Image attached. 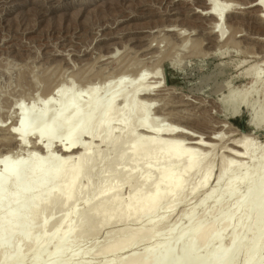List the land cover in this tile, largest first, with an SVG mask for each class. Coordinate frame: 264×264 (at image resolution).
<instances>
[{"label": "bare ground", "instance_id": "bare-ground-1", "mask_svg": "<svg viewBox=\"0 0 264 264\" xmlns=\"http://www.w3.org/2000/svg\"><path fill=\"white\" fill-rule=\"evenodd\" d=\"M228 2L206 0L207 8L204 7L202 13L214 18L215 21L211 20L210 26L213 25L212 32L218 39L225 36L223 24L225 18L234 9L232 3ZM250 5L260 7L257 16L264 24V0H255ZM127 72L125 73L129 74L128 76L133 74V71ZM143 72L140 71L136 73L138 75L133 76L138 78L131 88L129 77H124L126 74H121L123 78L119 77L120 80L119 78L118 81L116 80L114 87L110 86L113 82L106 87V79L102 81L98 77L99 82L104 83L103 86L106 88L103 89L100 84L92 87L89 85L88 88L85 86L83 97L71 90V84L66 85L68 93L62 91L64 87L61 81L62 86L59 88L58 85L55 86V90L53 88V91L40 101L41 106L34 108L33 115H26L24 110L21 112L17 121L18 126L14 125L17 128L12 127L15 131L13 134L19 131L18 140L24 147L28 135L34 137L36 135L38 140L35 142L38 141L37 144L43 142L44 149L42 146L41 148L46 154L45 158L50 159V163L41 165L42 168L39 167L42 162L40 160L44 157L35 151V153L30 152L29 162H26L23 155H15L16 157H10L11 159L8 154L3 155V158L0 157L3 169L0 175H4L0 176V258L4 255L9 257L15 251L22 254L26 244L31 245L33 240L43 235L44 231L53 225L55 230L66 231L70 228L68 236L53 243L54 250L38 257L33 264L45 262L59 264L61 258L56 257V251L67 246L72 240L78 241L86 236H94L107 224L131 221L134 226L121 229L116 239L108 236L105 239L98 254L100 259L106 262L105 264L111 258L114 259L115 264H231L232 260L242 253H246L247 258L241 264L261 263L263 257L258 255V251L264 246V170L255 172L256 174L251 173L241 160L248 159L253 166L264 167V152L256 154L251 138V141L244 137L238 138L239 140L233 138L229 147L222 141L224 136L221 132H214L210 135L209 141H206L204 136L203 138L195 135L194 132L182 128L184 126L175 124L166 126L168 123L164 125V121L160 119L164 123L162 125L157 122L160 121L157 117L153 118L155 121L151 120L149 111L154 102L146 97L151 95L154 88L145 86L147 74L144 70ZM247 74L252 77V83L260 79L257 69H252ZM56 87L61 91L57 93L61 101L56 106L54 104L55 107L51 109L50 103L55 102V100L51 101L53 100L51 97L53 93L55 97L57 96ZM238 92H240L238 97L242 100L249 93L246 90ZM118 99L121 100L119 104ZM111 124L112 126H108ZM107 126L111 131L116 132L114 137H107L106 133V136H103V133L109 130ZM10 127L8 126V129L11 130ZM85 133H90L86 136L90 137L86 138L87 140L83 139V136L87 135ZM118 133H123L124 135L121 136H125L124 139L120 137L123 139L121 143L116 141L120 139ZM53 134L59 140H63L61 145L60 142L58 144L61 153H64L63 156L51 152V147L55 143L50 142ZM78 137L82 138L81 141ZM94 137L101 138V141L107 144V146L105 143L103 145L106 147L105 150L99 147L102 143L100 139L98 146L94 145L92 142ZM213 141H221V150H226L228 154L224 156L221 153L216 165L215 159L208 161L206 158L208 156L206 154L216 149ZM92 146L98 147L95 148L100 152ZM195 146L201 147V151ZM202 148L208 150V153L202 152ZM143 151L147 154L145 158L140 156L144 154ZM116 158L118 160L121 158L122 162L119 160L120 163L117 164ZM137 159L139 164H135ZM136 165L141 169H135ZM214 165L218 168L217 176L220 178L217 181L222 182L217 185L216 181V187H212L213 189H210L211 191L206 195L205 191L207 192ZM101 166L106 167L105 176L108 179L104 186L101 184L102 188H97L100 186H97L98 183L94 179ZM199 169L202 170L199 178L190 190H186L193 175ZM135 171L140 174L137 175ZM147 173L151 176L150 179H145ZM141 179L142 182L139 183ZM224 179L227 182L223 181ZM14 182L15 184H12ZM92 183H96L97 187L95 188ZM126 183L129 186L123 194L122 189L124 190L123 186ZM91 184L93 192L89 188ZM10 185H13L14 189ZM242 186L245 189L244 195L233 198L236 190ZM200 192L206 195L205 197L203 194L205 197L203 202L187 206V198L192 197V194L198 196ZM91 193L94 195L92 201L79 211L76 210V204L86 200ZM180 202L182 204L178 207ZM157 204H161L160 208ZM29 206L31 212L28 215L26 210ZM63 207L68 208L69 211L64 208L66 212H61ZM179 208L180 211L176 214L178 211L176 209ZM73 210L75 221L70 220ZM52 211L58 212L57 216L56 212ZM51 214L55 216L52 217ZM172 216L174 219H171ZM51 217L56 218L52 221ZM86 217L94 218L93 223L86 228H80L82 225L80 222ZM184 220L188 224L183 227ZM40 221L46 222L45 230L38 227ZM166 221L168 225L162 226ZM242 222H245V225L239 228ZM227 230H232V233L229 235L228 244L225 245L221 236ZM157 234L158 236L161 234L162 238H157ZM184 237H188V240L181 244ZM217 238L218 241L212 247L211 244ZM15 239L18 245L16 244L13 250L9 245ZM142 241L143 249L141 250V246L142 252L139 253L136 249H139ZM173 242L175 246L170 245ZM129 251L130 253L127 254ZM78 255L77 246L70 248L68 264H76L73 262L75 259H83V261L87 259L84 254L77 258ZM88 261L86 264H89ZM1 263H3L2 258Z\"/></svg>", "mask_w": 264, "mask_h": 264}, {"label": "rangeland", "instance_id": "rangeland-1", "mask_svg": "<svg viewBox=\"0 0 264 264\" xmlns=\"http://www.w3.org/2000/svg\"><path fill=\"white\" fill-rule=\"evenodd\" d=\"M218 1H229L228 3H232L234 7L233 12L225 18L223 24L225 36L222 39H218L212 32L213 25H210L215 21L214 18L202 14L207 8L206 0H0V157L3 158L7 154L9 158L23 155L26 162H29L31 158L29 154L35 151L44 157L40 160L42 162L39 167L50 163V159H46V154L42 151L43 142H39L41 143H38L39 145L38 141L35 142L38 140L36 135L35 137L28 135L24 147L18 140L19 131L16 130V134H13L15 131L12 127L15 124L18 126L17 121L23 110L26 115H33L34 108L41 106L40 101L53 91L55 86L58 85L59 88L63 84L64 88L61 90L68 93L67 86L71 84V90L83 97L85 86L87 88L89 85V87L99 84L103 86L104 83L99 80L106 79V87L110 82H113L110 86L114 87L119 77L123 78L122 75L129 73L127 71H133L131 77L128 76L129 74L124 76L129 77L131 88L138 78L133 76L143 70L147 74L145 86L154 88L153 90L148 88L152 93L146 97L154 102L149 111L151 120L157 117L164 121L165 124L161 120L162 123L157 121L156 118V121L162 125L168 123L166 126L174 124L184 126L182 128L194 132L195 135L204 136L206 141H209L210 135L214 132H221L224 136L222 141L229 147L233 138L235 140L244 137L250 141L252 139L256 154L264 152V24L257 16L260 7H251L250 4L255 0ZM252 69H257L260 78L258 82H254L255 84L252 83V77L247 74ZM104 87L103 89L106 88ZM100 90L102 91L101 88ZM239 90L249 92L245 99H239ZM58 91L59 89L56 94ZM54 94L51 101L55 100V102L50 103L51 109L61 101L59 94L56 97ZM119 99L118 104L121 101ZM15 126L13 128L16 129ZM113 132L115 131L109 128L103 136L114 137L116 132ZM90 133H85L87 134L85 136L83 134L84 138L80 137L87 140L90 137L86 136ZM122 134L118 133V138L124 139L125 136H121ZM51 138L50 142H55L51 144L52 154L63 156L64 153H61L58 145L59 142L61 145L63 140L60 141L54 134ZM82 138L78 137V140L81 141ZM94 138L97 140L94 141ZM94 138L92 142L98 146L101 138ZM123 139L116 141L121 143ZM104 143L99 144L100 149L105 150ZM213 143L216 149L206 154L208 155L206 158L208 161L215 159L216 165L221 153L224 156L228 154L226 150H221V141H213ZM198 148L201 151V147ZM204 151L203 149L202 152ZM143 152L144 154L140 155L142 157L146 154V151ZM205 153H208V150ZM138 159L135 164H139ZM119 160L115 162L118 164L121 161ZM241 161H244L251 173L256 174L264 170L262 166L259 168L258 165L253 166L248 159ZM215 165L207 192L205 191L206 195L216 187V181L220 179ZM0 167L2 169L1 161ZM136 167L134 168L139 169V166ZM99 169L94 180L100 187L92 183L95 188H102L108 179L105 176L106 167L101 166ZM2 171L3 169L0 170ZM201 172V169L196 171L186 190L194 186ZM149 173L145 179L151 178ZM141 182L142 179L139 183ZM220 183L218 182L217 185ZM92 184L89 188L93 192ZM10 186L14 189L13 185ZM128 186L127 183L124 184L123 194L126 193ZM244 190L243 186L238 188L233 198L243 196ZM205 193L200 192L198 196L192 194V197L187 198L186 205L194 206L202 203L206 197ZM93 198L94 195L91 193L86 200L76 204V210L79 211ZM180 204L182 202L178 207ZM27 208L30 209V206ZM64 208L61 212L65 211ZM29 209L26 210L28 215L31 212ZM65 209L69 211L68 208ZM176 210H178L175 211L177 214L180 208ZM174 216L171 219H174ZM52 217L53 221L56 217ZM145 217L144 215L143 218ZM70 220L75 221L74 210ZM93 221L94 218L86 217L80 222L82 223L80 228L88 227ZM40 223L38 227L45 230L46 222L40 221ZM133 224L131 221H117L103 226L94 236H86L78 241L72 240L67 246L56 251V257L61 258L59 264H68V250L73 246L79 249L77 258L83 254L87 257L84 259L85 262L83 259H75L74 263L86 264V261L90 260L89 264H105L106 262L104 263L98 254L107 236L116 239L121 229L131 228ZM183 224L184 227L188 222L184 220ZM243 224L245 225V222H242L239 228ZM48 228L50 230L44 231V234L33 240L31 245L26 244L22 254L15 251L9 257L1 256L3 263L33 264L38 257L54 250L53 243L66 238L70 231V228L66 231L55 230L53 225ZM231 233L232 230H227L221 236L225 245L228 244ZM158 234L157 238H162V233L160 236ZM187 240L188 237H184L181 244ZM217 241L218 238L211 244L212 247ZM17 242L16 239L13 240L9 248L14 250L16 244L18 245ZM142 243L143 241L141 245L139 244V249H136L139 253L143 249ZM174 244L173 242L170 245ZM129 253L130 251L127 254ZM258 255L263 257L260 264H264V246L258 251ZM246 258L247 254L242 253L234 258L231 264H241ZM113 260L111 258L107 264H115Z\"/></svg>", "mask_w": 264, "mask_h": 264}, {"label": "snow or ice", "instance_id": "snow-or-ice-1", "mask_svg": "<svg viewBox=\"0 0 264 264\" xmlns=\"http://www.w3.org/2000/svg\"><path fill=\"white\" fill-rule=\"evenodd\" d=\"M22 123H23V121H22Z\"/></svg>", "mask_w": 264, "mask_h": 264}]
</instances>
